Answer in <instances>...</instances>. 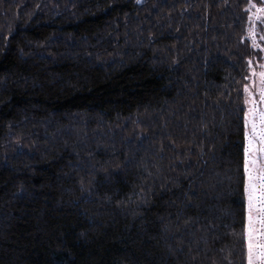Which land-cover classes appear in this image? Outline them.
Segmentation results:
<instances>
[{
  "label": "trees",
  "instance_id": "1",
  "mask_svg": "<svg viewBox=\"0 0 264 264\" xmlns=\"http://www.w3.org/2000/svg\"><path fill=\"white\" fill-rule=\"evenodd\" d=\"M263 4L0 0V264H248Z\"/></svg>",
  "mask_w": 264,
  "mask_h": 264
},
{
  "label": "snow or ice",
  "instance_id": "2",
  "mask_svg": "<svg viewBox=\"0 0 264 264\" xmlns=\"http://www.w3.org/2000/svg\"><path fill=\"white\" fill-rule=\"evenodd\" d=\"M252 8H257L256 4L251 5ZM261 16L257 19L264 21V6L258 8ZM254 47H260L255 44ZM264 68V64L261 65ZM254 75L256 73L254 72ZM260 76V89H259V105L257 101L252 99V92L249 89H245L249 92V101L251 105L250 127L253 133L259 137V160L255 157L250 160L252 167H248L249 182L247 185L248 192V256L249 264H264V72L258 74ZM259 119V124L256 118ZM249 151H255V145L250 139Z\"/></svg>",
  "mask_w": 264,
  "mask_h": 264
},
{
  "label": "rangeland",
  "instance_id": "3",
  "mask_svg": "<svg viewBox=\"0 0 264 264\" xmlns=\"http://www.w3.org/2000/svg\"><path fill=\"white\" fill-rule=\"evenodd\" d=\"M264 2V0H263ZM261 6H264L261 5ZM258 16H261L259 13L258 9L256 11L252 12L251 16V24H250V29L248 32V37H250L252 40H255V44L260 45V48L263 50V56L261 59H255V60H250L251 63V73L249 76V81L247 84V89L251 90L252 92V99H255L257 101V106L261 107L259 105V89H260V76L258 75L260 72H264V68H261V65L264 64V21L257 19ZM255 27V28H254ZM260 32V33H259ZM259 35V36H258ZM262 42V44H260ZM254 72L256 75H254ZM247 97H246V125H247V144H246V156H247V163H246V174H247V185L249 182V173L247 171L248 167H252L250 164V160L253 159L254 157L259 160V147H260V142H259V137L256 136L253 133V130L250 127V110H251V105L248 103L250 97H249V92L246 91ZM257 123L259 124V119L258 117L256 118ZM250 139L253 141V144L255 145V151H249L250 144L249 141ZM246 198H247V217H248V192L246 193ZM247 229H248V219H247ZM247 250H248V236H247ZM248 264H249V256H248Z\"/></svg>",
  "mask_w": 264,
  "mask_h": 264
}]
</instances>
